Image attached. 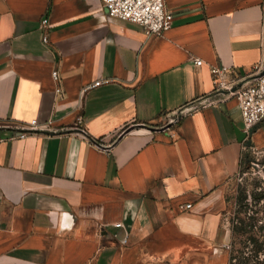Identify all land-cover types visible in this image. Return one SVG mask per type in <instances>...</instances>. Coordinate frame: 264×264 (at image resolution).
I'll use <instances>...</instances> for the list:
<instances>
[{"label": "crops", "instance_id": "obj_1", "mask_svg": "<svg viewBox=\"0 0 264 264\" xmlns=\"http://www.w3.org/2000/svg\"><path fill=\"white\" fill-rule=\"evenodd\" d=\"M165 1L149 38L103 0H0V264H229L264 121L247 136L212 69L264 72V0Z\"/></svg>", "mask_w": 264, "mask_h": 264}, {"label": "built area", "instance_id": "obj_2", "mask_svg": "<svg viewBox=\"0 0 264 264\" xmlns=\"http://www.w3.org/2000/svg\"><path fill=\"white\" fill-rule=\"evenodd\" d=\"M103 10L111 18L130 22L140 26L147 37L154 38L162 35L171 28L174 17L168 10L165 0H103ZM43 27L49 25V19L42 21ZM43 43L48 44V35L42 39ZM203 61L197 59L196 64L202 65ZM232 72L225 66L214 67L212 69L215 78V88L219 91H228L229 95H234L238 100V106L243 119V132L248 136L251 129L264 121V72L260 73L250 82H246L238 87V80H229L227 75ZM55 80H59V73L53 72ZM101 81L86 86L82 93L101 85ZM57 93L62 94L61 88ZM32 131L38 129L36 120L27 125ZM29 133H22L19 138L24 139ZM191 205H187L190 208ZM123 243H127L124 239Z\"/></svg>", "mask_w": 264, "mask_h": 264}, {"label": "rangeland", "instance_id": "obj_3", "mask_svg": "<svg viewBox=\"0 0 264 264\" xmlns=\"http://www.w3.org/2000/svg\"><path fill=\"white\" fill-rule=\"evenodd\" d=\"M227 202L225 220L230 227L238 218L246 222L257 220V226L264 225V149L247 150L239 174L228 184ZM245 238H238L234 246L231 240L230 252L241 249L239 241Z\"/></svg>", "mask_w": 264, "mask_h": 264}, {"label": "trees", "instance_id": "obj_4", "mask_svg": "<svg viewBox=\"0 0 264 264\" xmlns=\"http://www.w3.org/2000/svg\"><path fill=\"white\" fill-rule=\"evenodd\" d=\"M130 127L124 128L119 137L129 132ZM254 220V219H253ZM232 245H236V240L240 237H246L240 240L241 249H235L230 252L229 264H264V225L257 226L256 222L238 218L237 223L231 224ZM249 247L251 249L249 250ZM245 249L248 250L246 253ZM237 252V254H235Z\"/></svg>", "mask_w": 264, "mask_h": 264}]
</instances>
